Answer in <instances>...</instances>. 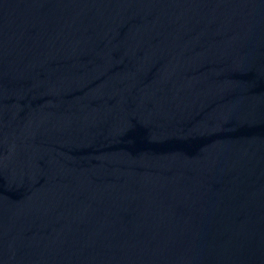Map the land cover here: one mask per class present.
<instances>
[{"label": "water", "instance_id": "95a60500", "mask_svg": "<svg viewBox=\"0 0 264 264\" xmlns=\"http://www.w3.org/2000/svg\"><path fill=\"white\" fill-rule=\"evenodd\" d=\"M0 264H264V0H0Z\"/></svg>", "mask_w": 264, "mask_h": 264}]
</instances>
